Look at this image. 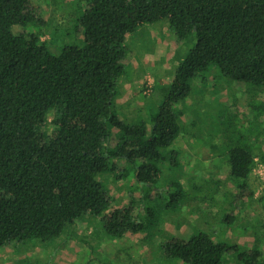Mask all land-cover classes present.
Listing matches in <instances>:
<instances>
[{"label": "trees", "instance_id": "16d2710c", "mask_svg": "<svg viewBox=\"0 0 264 264\" xmlns=\"http://www.w3.org/2000/svg\"><path fill=\"white\" fill-rule=\"evenodd\" d=\"M76 1L83 44L52 53L42 31L29 29L46 26L41 0H0V246L58 238L86 215L100 216L111 236L141 232L134 199L114 206L99 176L132 170L143 187L157 182L160 149L181 131L180 113L172 105L188 95L191 80L209 64L264 92V0ZM161 20L177 42L191 35L194 42L176 65L156 112L146 122L128 124L111 110L115 84L124 73L125 40ZM15 26L21 29L14 32ZM252 100L246 104L259 110L254 118L264 116V102ZM111 127L117 129L112 147L105 144ZM256 136L250 143L239 134L225 152L228 175L241 179L233 204L253 195L248 177L255 157L264 162V125ZM262 239L238 250L197 231L165 240L161 250L165 258L186 264H221L228 253L242 264H264Z\"/></svg>", "mask_w": 264, "mask_h": 264}, {"label": "rangeland", "instance_id": "374dc122", "mask_svg": "<svg viewBox=\"0 0 264 264\" xmlns=\"http://www.w3.org/2000/svg\"><path fill=\"white\" fill-rule=\"evenodd\" d=\"M78 3H39L46 10V26L31 24L29 29L42 31L41 39L52 53L67 44H83L77 25ZM20 29L12 27L14 32ZM193 42L192 35L177 42L164 20L145 24L127 37L124 73L115 84L112 112L128 124L148 121L163 101L176 65ZM250 96V104L264 102L260 87L223 76L217 66L209 64L191 80L188 95L172 105L180 113L181 131L170 146L160 149L157 182L151 188L143 187L136 182L132 170L119 177L118 171L99 176L114 206L134 199V215L143 222L144 230L111 236L103 229L100 216L86 215L58 238L0 246V264H186L165 258L161 244L171 237L187 238L197 231L234 244L238 250L250 248L256 237H262L259 243L264 248L260 161L255 157L248 177L252 197L242 198L237 204L232 199L241 179L229 176L225 163V152L239 134L252 143L263 129L264 116L254 118L259 110H251L246 104ZM50 118L49 115L47 132L52 127ZM109 130L110 138L105 144L112 147L117 129ZM127 168V164L122 165V169ZM221 264L242 262L235 253H228Z\"/></svg>", "mask_w": 264, "mask_h": 264}, {"label": "built area", "instance_id": "2783aa9c", "mask_svg": "<svg viewBox=\"0 0 264 264\" xmlns=\"http://www.w3.org/2000/svg\"><path fill=\"white\" fill-rule=\"evenodd\" d=\"M258 174L261 178V180L263 181L264 180V162H259L258 163Z\"/></svg>", "mask_w": 264, "mask_h": 264}]
</instances>
